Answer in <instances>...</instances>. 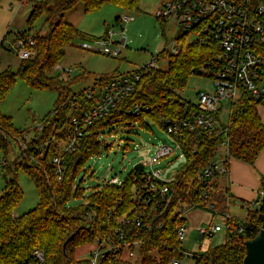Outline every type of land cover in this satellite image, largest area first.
<instances>
[{
	"label": "trees",
	"instance_id": "1",
	"mask_svg": "<svg viewBox=\"0 0 264 264\" xmlns=\"http://www.w3.org/2000/svg\"><path fill=\"white\" fill-rule=\"evenodd\" d=\"M107 1H114L126 10L139 11L140 0H65L57 7L48 0L37 2L27 20L29 27L23 32H29L32 24L41 14H46L48 33H35L37 53L30 59L21 60L16 71L11 66L0 71V102L6 98L17 78H22L35 88L56 89L58 99L52 113L43 119L42 131L36 129L37 135L31 142L23 146V133L14 126L11 117L0 111V152L3 153V170L6 182L0 193V264H28L33 260L36 249L44 252L45 260L35 264H90L88 259L76 258L78 247L92 244L96 237H108L121 223L124 216H134L133 207L138 204L134 187L142 180L141 170L134 168L121 184L103 183L94 187L93 192L85 196L82 183L75 186L78 172L84 163L93 155L100 152V135L114 129L113 117L123 115L124 110L136 102L148 105L149 111L141 115H126L127 123L140 122L150 129L145 121L150 119L155 123L163 121L190 118L198 110L197 104L184 99L183 91L193 74H204L202 67L210 70L213 78L219 67L217 60L222 53L219 44L212 39L197 38L191 43L186 42L187 33L177 37L180 50L174 54L169 51L160 52L161 59L168 61V68H151L141 70V78L137 83V92L125 98L121 108L114 111L111 117L103 118L85 129V134L79 139L76 149L64 155L65 167L62 179H58L54 172L52 157L57 153V141L50 142L52 136L57 140L61 131L71 119L72 102L80 103L87 108L95 103V99L87 97L88 88L80 91L72 90V85L80 79L92 77L83 71L78 78L62 80L49 75L54 66L62 62L66 48L72 45L77 36L90 39L98 37L79 30L74 24L66 21L60 12L68 10L81 2L85 12L101 8ZM60 13V14H59ZM57 17H60L56 21ZM120 16L117 17V21ZM166 21V20H163ZM11 31H7L0 45ZM103 38L100 36L99 39ZM128 73H131L128 72ZM122 73H111L96 77L95 83H100L111 76ZM262 99L253 97L243 91L239 98L231 102L230 121L228 124L219 122V126L212 134H201L197 131H183L180 144L185 155V163L176 173V181L171 184L175 188L176 197L165 207L159 208L157 217L153 218L155 228L146 231L135 228L138 237L142 239L140 259L134 264H171L173 257H181L177 243L175 229L184 219H179V201L201 202L199 192L207 189L208 201H213L220 211H228L229 189H222L214 177L212 180L201 181L200 173L212 162L220 145L227 147V160L237 158L252 166L264 149V122L258 106ZM62 103L65 105L61 106ZM219 112L216 118L219 119ZM221 128H226L224 133ZM23 137V138H22ZM21 143L20 154L13 162L7 156L11 152L12 140ZM40 146L45 148L39 151ZM23 168L35 182L39 203L32 210L21 216H13L15 207L23 198V190L18 181V171ZM90 177H93L91 174ZM264 187V176H262ZM264 189V188H263ZM264 196V195H263ZM73 198L86 201L77 205H70ZM260 207L249 209V217L242 222L243 230L239 233L228 230V237L224 244L209 247L194 256L195 264H243L246 255L245 241L255 237L261 229L259 214L264 212V197ZM202 204V203H201ZM152 220V219H151ZM233 226H239L232 217ZM161 226V227H160ZM101 264H125L119 259L106 258Z\"/></svg>",
	"mask_w": 264,
	"mask_h": 264
},
{
	"label": "rangeland",
	"instance_id": "2",
	"mask_svg": "<svg viewBox=\"0 0 264 264\" xmlns=\"http://www.w3.org/2000/svg\"><path fill=\"white\" fill-rule=\"evenodd\" d=\"M40 1L42 0H0V41L7 31H11L4 41L5 45H0V71L9 66L13 71L18 69L22 59L10 43L13 41L16 31L25 30L29 27L27 20L34 5ZM64 1L48 0L51 5L56 7ZM163 1L140 0L139 11L126 10L114 1H107L101 8L90 12H85L83 4L79 2L74 7L60 12L66 21L74 24L82 32L98 37L97 39L100 36L104 37L108 29L112 31L123 29L126 37V45L119 57L87 48L96 39L83 36L75 37L72 45L66 48V54L62 60L63 64L75 68L69 79L80 77L83 71L92 74V77L80 79L72 85V90L80 91L94 86L96 77L133 71L147 64L154 57L161 55L160 52L171 51L175 44L178 45L177 37L185 33L178 21L175 18L163 21V19L157 17ZM125 15L134 18L127 22L117 21L118 16L123 17ZM46 18L47 16L44 13L39 15L28 33L30 35L35 33L46 35L48 33ZM59 18L57 17L56 21ZM197 38L196 33H189L186 42L191 43ZM114 39L117 40L119 37L115 36ZM156 67L165 70L168 68V61L159 60ZM209 70L207 67H202L201 71L204 74H193L191 76L187 87L180 92L184 99L196 103V92L199 88L215 89V79L208 74L210 73ZM49 75L61 78L59 71L55 68L49 72ZM241 93H238L237 98ZM57 99L56 89L35 88L19 77L6 98L0 102V111L2 114L11 117L14 126L23 133L25 140L23 139L22 142L27 144L36 138V127L54 111ZM232 101L222 103L223 108L219 112V119L222 123L228 124L230 121ZM224 109L228 112H225ZM258 109L264 122V104L259 105ZM146 122L150 124V129H147L138 121L134 126L119 127L117 131L113 129L112 132H110V128L106 129L105 134H101L99 138L101 141L100 152L84 163L83 168L76 177L75 186L82 183L85 196L90 195L94 187L103 184L107 180L116 183L122 182L138 163H146V171L157 168L162 169L163 177L166 180L171 179L183 166L185 158L179 154L180 151L167 132L157 123L153 121L150 123V119H146ZM126 143L129 144L127 149L124 147ZM12 144L13 149L7 156L9 162L16 159L21 149V143L19 144L17 140H12ZM162 144L171 145L176 149V154L179 156L163 158L159 163L151 165L149 161L154 155L153 148ZM263 151L264 149L261 153ZM3 157V153L0 152V193L6 182ZM227 158V147L222 144L217 148L213 160L220 161L221 159L227 160ZM226 167H229L232 172L236 171L242 174L245 172V167L250 169L251 164L237 158H230ZM256 167L259 168L258 164ZM91 174L93 177H90ZM215 179L218 181L220 188L230 189L229 213L235 222L242 224L249 217V209L256 208V206H253L256 198L258 197V201H261L264 197L259 195V192L264 188L262 183L257 186H248L241 181H229L228 185L224 181L223 175ZM18 181L24 193L22 200L13 211L15 217L32 210L39 203V194L35 182L23 168L18 171ZM230 185L231 187L227 188ZM232 187H238L241 192H244V195H237L236 191L231 190ZM85 201L82 198H73L70 205H77ZM184 214L189 229L188 236L182 243L184 250L202 253L209 247L220 246L226 242L228 230L225 226V219L221 215L198 207L188 208ZM215 225H221L222 230L213 233L211 236L207 235L203 239L199 238V227L212 228ZM93 246V244H86L78 247L76 258L87 259ZM180 264H195V260L192 257H184L181 259Z\"/></svg>",
	"mask_w": 264,
	"mask_h": 264
},
{
	"label": "built area",
	"instance_id": "3",
	"mask_svg": "<svg viewBox=\"0 0 264 264\" xmlns=\"http://www.w3.org/2000/svg\"><path fill=\"white\" fill-rule=\"evenodd\" d=\"M157 17L163 20L175 18L185 33H196L201 40L212 39L219 44L222 50L217 60L219 67L214 77L215 89L199 88L197 90L196 104L198 110L192 117L161 120L158 123L176 144V148L180 151L179 154L185 158L180 144L182 132L190 130L200 132L203 135L212 134L217 127H220V119H217L215 114L223 108L222 103L224 101L230 102L237 98L239 92L247 91L257 99L263 98L261 104H264V0H164ZM133 18V16L125 15L120 17L118 22H127ZM115 36H118L119 39L115 40ZM10 45L14 47L22 60L30 59L37 53L36 39L33 35L22 30L15 32ZM125 45L126 37L123 29L121 31L108 29L103 38L96 39L87 48L119 57ZM179 50V45L175 44L169 52L176 54ZM159 60H161L160 56H156L131 73L126 72L111 76L100 83H95L92 87H88L87 97L94 98L95 103L87 108L79 102L73 103L75 97L71 99L72 113L75 109L79 111V114L73 113L71 115L65 129L60 130L61 137L59 140L56 136H52L45 143L47 146L50 142H58V151L52 157L54 172L58 179H62L64 175V155L76 149L79 139L85 134V129L100 119L111 117L114 111L121 108L125 98L137 92L141 70L156 68ZM54 68L59 71L61 79L64 81L69 79L70 74L75 69L71 65L63 64V62L57 63ZM63 105L65 103L61 104V106ZM149 108L144 102H136L128 106L123 115L113 117L114 131H117L119 127L134 126L136 122L127 123L125 116L141 115L149 111ZM224 111L228 112L226 109ZM57 114L58 110H54L51 117L57 116ZM150 123H152L151 120ZM43 128V122L36 127L38 131H42ZM224 130L226 128H221L220 132L224 133ZM124 147L127 149L129 144L126 143ZM44 148V146H40L39 151ZM153 152L154 155L149 161L151 165L159 163L163 158L179 156L176 154V149L168 144L155 146ZM142 164L144 168L141 170L143 172L141 183L134 187L138 202L133 207L134 216H124L120 225L108 237H96L92 243L94 246L87 258L90 264H101L102 260L106 258L119 259L125 264L138 262L142 239L137 236L138 233L134 231L132 226L152 231L155 228L153 218L158 216L157 210L161 208L163 212L165 207L176 197L175 188L171 187V184L176 181V174L171 179L166 180L163 177L162 169L146 171V163ZM226 173H228V168L224 159L212 160L201 170L200 179L201 181L212 180L214 177ZM104 183L116 182L107 180ZM199 195L203 199L201 202L179 201L178 217L184 220L177 225L175 235L181 257H173L171 264H180L182 258H194L196 254L182 248V243L186 240L189 232L184 214L188 208H203L221 215L225 219L227 230L239 233L244 228L242 224L237 227L233 226L230 213L218 210L213 201H208L207 189H202ZM259 195H264V189L259 192ZM260 205L261 202L258 200L253 202V206L260 207ZM221 230V225H215L212 228H198L201 239ZM44 260V252L36 249L33 253V260L28 264L42 263Z\"/></svg>",
	"mask_w": 264,
	"mask_h": 264
},
{
	"label": "crops",
	"instance_id": "4",
	"mask_svg": "<svg viewBox=\"0 0 264 264\" xmlns=\"http://www.w3.org/2000/svg\"><path fill=\"white\" fill-rule=\"evenodd\" d=\"M262 154V155H261ZM259 157L256 159V164L254 166L251 165L248 169L245 167V172L242 174L237 173L236 171L232 172L228 167V173L224 174V181L229 185V181H241L242 183L249 185H258L259 183H262V176H264V151L261 153ZM261 156V157H260ZM258 164V167L256 165ZM252 168V169H251ZM226 185V184H225ZM230 186H227V188H230ZM230 190V189H229ZM231 190L236 191L237 195L243 196L244 192H241L238 187H232ZM258 198V197H257ZM256 198L255 201L258 199ZM254 201V202H255ZM246 204V203H245ZM229 212V210H228Z\"/></svg>",
	"mask_w": 264,
	"mask_h": 264
},
{
	"label": "water",
	"instance_id": "5",
	"mask_svg": "<svg viewBox=\"0 0 264 264\" xmlns=\"http://www.w3.org/2000/svg\"><path fill=\"white\" fill-rule=\"evenodd\" d=\"M136 169L143 170V164L135 165ZM261 220V229L258 234L245 241L246 255L243 264H264V212L259 214ZM201 238V235H199Z\"/></svg>",
	"mask_w": 264,
	"mask_h": 264
}]
</instances>
